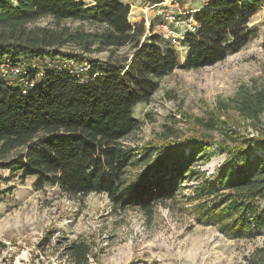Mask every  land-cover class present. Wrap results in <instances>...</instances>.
Returning a JSON list of instances; mask_svg holds the SVG:
<instances>
[{
  "label": "trees",
  "instance_id": "1",
  "mask_svg": "<svg viewBox=\"0 0 264 264\" xmlns=\"http://www.w3.org/2000/svg\"><path fill=\"white\" fill-rule=\"evenodd\" d=\"M92 2L87 7L77 0H0V30L17 36L23 35L27 24L44 17L56 23L70 20L96 27L88 34L59 29L43 39L33 36L14 43L3 39L0 32V67L22 64L25 74L19 79L36 76L35 64L45 60L74 59L89 66L86 80L59 69L45 70L42 85L33 88L29 84L24 88L20 81L10 85L0 78V154L19 151L4 168L20 171L21 180L34 177L36 190L51 185L74 196L105 194L114 206L145 210L174 199L183 183L195 180L198 220L232 238H254L264 228V214L255 205L264 198V131L249 136L227 129L222 131V141L200 132L169 140L175 133L166 128L161 138L167 147L163 156L133 180L128 170L137 151L121 141L139 127L132 111L150 101L158 80L176 68L212 67L245 47L254 36L250 20L264 0L205 2L194 15L195 34H187L182 41L187 49L182 62L172 49H162L160 36L142 39L144 25L129 22L130 7L122 0ZM66 38L82 41V53L125 46L133 52L123 61L111 57L100 61L82 53L60 52L57 45H63ZM58 39L64 40L58 43ZM228 109L254 125L264 114V84L240 89L228 105L219 104L217 115L195 122L204 131H217L227 124L219 117ZM215 154L224 155L225 160L205 177L195 166ZM212 197L216 204L208 201ZM67 255L71 264H87L90 249L84 242L73 241ZM247 264H264V248Z\"/></svg>",
  "mask_w": 264,
  "mask_h": 264
},
{
  "label": "rangeland",
  "instance_id": "2",
  "mask_svg": "<svg viewBox=\"0 0 264 264\" xmlns=\"http://www.w3.org/2000/svg\"><path fill=\"white\" fill-rule=\"evenodd\" d=\"M77 1L87 7L93 5L92 0ZM124 1L130 7L129 22L144 25L142 39L158 35L152 25L157 20L154 15L158 8H152L156 4L151 0ZM207 1L162 0L160 9L174 13L191 11L194 17ZM249 26L254 36L238 53L212 67L176 68L158 80L148 103L133 109L132 116L140 125L121 141L123 146L137 151L128 170L130 180L163 156L167 147L161 138L166 128L175 133L169 140L200 132L214 141H222L225 139L222 131L227 129L249 136L264 131V114L253 125L231 109L220 112L219 119L227 122L223 129L207 132L195 122L217 115L219 104L228 105L240 89H255L264 84V6L252 17ZM59 29L88 34L96 27L70 20L56 23L44 17L27 24L23 35L17 36L9 30L0 32L4 33L3 39L14 43L33 36L43 39L50 33H58ZM62 43L57 45L60 52L82 53V41L66 38ZM159 44L163 50L172 49L180 62L184 60L187 49L183 42L172 46L161 38ZM132 52L130 46H125L82 55L100 61L110 57L123 61L131 58ZM44 71L42 75L27 78L22 86L42 85ZM74 75L80 80L88 78L84 74ZM215 149L213 146L212 151ZM18 152L0 154V264H71L67 248L73 241L88 245L87 264H247L257 250L264 248V228L252 239H238L198 220L199 200L194 199L193 192L195 180L183 183L174 199L157 202L148 210L122 208L114 206L105 194L74 196L51 185L36 190L34 177L21 180L20 171L4 168ZM224 160V155L215 154L208 162L198 163L195 169L209 177ZM211 200L216 204L215 197L208 199ZM255 205L264 214V198L258 199Z\"/></svg>",
  "mask_w": 264,
  "mask_h": 264
},
{
  "label": "built area",
  "instance_id": "3",
  "mask_svg": "<svg viewBox=\"0 0 264 264\" xmlns=\"http://www.w3.org/2000/svg\"><path fill=\"white\" fill-rule=\"evenodd\" d=\"M161 6L163 5L159 3L158 5L156 4L152 7L154 9L158 8L154 15L157 20L154 22L155 24L151 23L153 25V29L159 32L157 33L158 36L169 42L172 46H177L180 45L187 34H195L197 24L194 20V17H191V11H177L176 13H174L163 8L160 9ZM38 64L39 65L36 66L38 71L36 75H42L43 70H51L53 68L66 71L70 75H74L76 73L82 75L89 69V66L86 62L80 63L75 61L74 59L45 60L44 63ZM21 74H25L22 64H19L12 68H10L8 64H2L0 67V78L10 85L15 83V81L24 83L26 79H19V76ZM30 85L32 86V84Z\"/></svg>",
  "mask_w": 264,
  "mask_h": 264
},
{
  "label": "crops",
  "instance_id": "4",
  "mask_svg": "<svg viewBox=\"0 0 264 264\" xmlns=\"http://www.w3.org/2000/svg\"><path fill=\"white\" fill-rule=\"evenodd\" d=\"M123 1H124V0H122V2H123ZM123 3L129 5V4H128L127 2H125V1H124Z\"/></svg>",
  "mask_w": 264,
  "mask_h": 264
}]
</instances>
